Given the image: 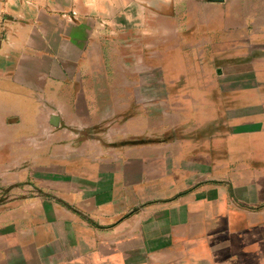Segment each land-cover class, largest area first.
Instances as JSON below:
<instances>
[{"label": "crops", "instance_id": "0c3cea01", "mask_svg": "<svg viewBox=\"0 0 264 264\" xmlns=\"http://www.w3.org/2000/svg\"><path fill=\"white\" fill-rule=\"evenodd\" d=\"M141 1L0 0V21L18 19L0 48V125L22 118L0 143V264H264V217L236 219L238 207H264V75L200 91L195 139L139 130L131 149L76 153L63 174L60 158L13 151L50 147L27 138L52 117L69 148L108 142L98 49L140 18Z\"/></svg>", "mask_w": 264, "mask_h": 264}, {"label": "rangeland", "instance_id": "374dc122", "mask_svg": "<svg viewBox=\"0 0 264 264\" xmlns=\"http://www.w3.org/2000/svg\"><path fill=\"white\" fill-rule=\"evenodd\" d=\"M32 1L28 0L29 4ZM139 6L140 18L126 19L124 33L112 34L106 47L98 49L103 91L109 93L108 142L98 148H69L67 127L63 125L58 133L54 129H59V124L54 126L47 118L42 133L27 141L28 145L44 143L50 147L13 151L30 155L39 151L46 159L60 158L55 170L63 174L76 153L100 155L102 151L131 149L138 143L134 133L139 130L163 132L172 128L179 138L195 139L197 132L193 130L199 125L196 112L205 107L200 91L217 85L225 91L232 79L264 75V0H156L155 5L152 0H142ZM17 23L9 14L1 19L0 48L15 34ZM227 101L223 99V103ZM21 120L18 117L8 123L7 119L0 125V143L8 142L11 125L16 137ZM141 139L140 143L148 141L147 137ZM53 141L61 147H52ZM52 165L46 163V167ZM6 173L8 147H0V206L8 204V186L2 177ZM263 210L238 207L236 219L242 225L245 220L259 223Z\"/></svg>", "mask_w": 264, "mask_h": 264}, {"label": "water", "instance_id": "95a60500", "mask_svg": "<svg viewBox=\"0 0 264 264\" xmlns=\"http://www.w3.org/2000/svg\"><path fill=\"white\" fill-rule=\"evenodd\" d=\"M52 125L58 126L59 124V118L58 117H52Z\"/></svg>", "mask_w": 264, "mask_h": 264}]
</instances>
